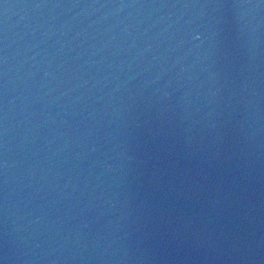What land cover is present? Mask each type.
<instances>
[{"label":"water","instance_id":"water-1","mask_svg":"<svg viewBox=\"0 0 264 264\" xmlns=\"http://www.w3.org/2000/svg\"><path fill=\"white\" fill-rule=\"evenodd\" d=\"M0 264H264V0H0Z\"/></svg>","mask_w":264,"mask_h":264}]
</instances>
